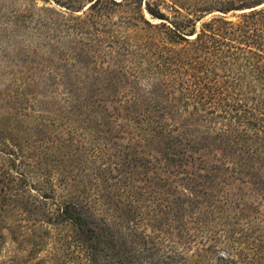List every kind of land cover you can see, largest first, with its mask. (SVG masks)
Here are the masks:
<instances>
[{
	"label": "trees",
	"instance_id": "trees-1",
	"mask_svg": "<svg viewBox=\"0 0 264 264\" xmlns=\"http://www.w3.org/2000/svg\"><path fill=\"white\" fill-rule=\"evenodd\" d=\"M55 3L69 15L11 14L0 106L22 105L7 130L43 147L52 167L32 171L75 247L89 264H264V5L196 30L264 0Z\"/></svg>",
	"mask_w": 264,
	"mask_h": 264
},
{
	"label": "rangeland",
	"instance_id": "rangeland-1",
	"mask_svg": "<svg viewBox=\"0 0 264 264\" xmlns=\"http://www.w3.org/2000/svg\"><path fill=\"white\" fill-rule=\"evenodd\" d=\"M55 1L0 0V48L5 46L7 37L4 31L14 11L22 13L33 5L37 9H48L68 16V11ZM59 1L87 5L86 0ZM263 5L264 3L253 5L255 8L252 9L226 13L212 10L204 13L196 24V30H199L202 23L216 17L237 22L243 13L258 10ZM145 17L152 23H158V20L150 19L147 14ZM10 81L4 57L1 56L0 100L8 99ZM21 106H0V264H89L93 260L89 259L86 251L75 247L71 228L68 225H59L55 219V209L60 201L59 193L51 191L47 184L43 187L40 179L44 174L37 173V169L32 171V166L46 169L52 167L40 159L43 147L31 142L24 144L23 140L15 138V132L7 130L10 122L22 120L21 117L14 119L16 110ZM19 130L22 135L23 130ZM12 153L17 155L16 159L11 156ZM63 164L73 165V162L65 161ZM56 189L58 191V187Z\"/></svg>",
	"mask_w": 264,
	"mask_h": 264
}]
</instances>
